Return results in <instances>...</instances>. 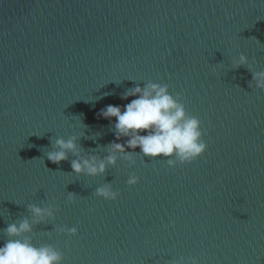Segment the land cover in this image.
<instances>
[{"label": "water", "instance_id": "1", "mask_svg": "<svg viewBox=\"0 0 264 264\" xmlns=\"http://www.w3.org/2000/svg\"><path fill=\"white\" fill-rule=\"evenodd\" d=\"M241 53L253 68H233ZM254 71H264V0H0V245L9 224L32 220L29 204L53 203L55 218L26 235L58 247L63 264H264ZM149 81L201 121L197 160L169 167L136 148L135 165L120 159L93 177L72 171L71 152L47 159L56 138L73 135L81 155L105 156L115 135L98 112ZM105 183L117 200L95 195Z\"/></svg>", "mask_w": 264, "mask_h": 264}, {"label": "clouds", "instance_id": "2", "mask_svg": "<svg viewBox=\"0 0 264 264\" xmlns=\"http://www.w3.org/2000/svg\"><path fill=\"white\" fill-rule=\"evenodd\" d=\"M259 42V41H258ZM233 68L241 66L253 68L247 56L243 53L238 58L233 57ZM255 86L264 89V71H254L249 87ZM124 105H106L98 112V117L112 123L115 141L106 148V155L98 157L94 154L81 155V148L77 144L78 137L73 135L67 139L56 138L53 141V150L46 153L47 159L53 164L69 159V152L75 156L71 160V169L76 175L100 176L106 170L123 159L129 165H135V149L139 154L153 159H165L169 167L177 164H190L197 160L206 150L207 143L203 140L201 121L186 111L185 105L179 94L173 96L167 84L147 82L141 87L137 84L129 88L121 99L128 100ZM115 118V121H112ZM122 138L123 143H119ZM129 149L133 151H128ZM137 154V153H136ZM139 178L131 174L127 180L129 186L136 185ZM95 195L105 200L115 201L120 193L113 190L111 184L96 188ZM75 194L69 193V201H75ZM28 211L32 220L28 218L19 223L9 224L3 231L9 237L0 245V264H63V253L58 247L42 245L36 247L31 237L26 235L32 231V225L54 219L58 209L53 203L46 207L29 204ZM60 233L76 235V227L58 229ZM170 264H199L196 258L185 260H172Z\"/></svg>", "mask_w": 264, "mask_h": 264}]
</instances>
